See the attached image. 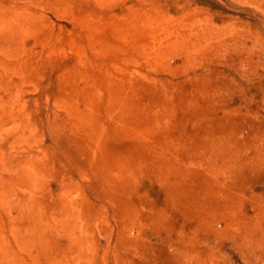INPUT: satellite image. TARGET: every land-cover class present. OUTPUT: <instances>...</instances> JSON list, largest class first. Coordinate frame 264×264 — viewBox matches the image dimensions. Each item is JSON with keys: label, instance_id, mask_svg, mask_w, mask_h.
Listing matches in <instances>:
<instances>
[{"label": "rangeland", "instance_id": "1", "mask_svg": "<svg viewBox=\"0 0 264 264\" xmlns=\"http://www.w3.org/2000/svg\"><path fill=\"white\" fill-rule=\"evenodd\" d=\"M143 4L144 8H142ZM31 5L35 6L32 7ZM138 5L140 8L137 7ZM30 7L32 10L35 9L34 12ZM145 8L147 10L144 11ZM127 10L130 17L125 15L123 17L121 14H125ZM134 10H136L135 14L138 13L137 15H141L138 11L143 10L144 14L142 13V15L145 16V19L148 18L149 22L146 20L143 28L140 24L138 27L140 29L137 27L131 29L133 26H130V18L136 16L134 13L131 14ZM21 14L22 16H20ZM21 17L23 19L27 17L26 22L21 21ZM139 17L136 16V19ZM173 17L174 19H172ZM112 18L115 20L120 18L122 21L117 20L118 23L121 21V23L127 24L126 26L123 23H120L121 25L115 24ZM0 20H5L7 24V30L0 29V129H3L0 130L3 132L0 133V139L2 138L0 140V217H2V219L0 218V255L5 250L25 264H42L43 258L36 255L37 253L35 255H33L35 252L33 254L30 251L26 253L25 248L21 252L19 250L23 249L18 235L24 222L17 219L19 213L18 196L20 197L21 193L26 198L32 195L33 200H42L45 208L49 209L51 205L53 207L62 201L64 193L65 195L70 193L68 203L76 210L77 217L79 216L75 222V227L78 230L75 228V231L74 229L65 231L60 222L59 224L54 223L53 219L42 220L44 223H41L43 226H48L50 223L51 226V229L48 227L46 230L47 237L49 235L48 238L53 240L49 247L50 253L64 254L65 252V255L68 256V252L71 250L69 258L73 260L72 256H74L73 261H76L77 264V261L79 264H264V0H101V2L100 0H0ZM92 20L96 21L91 24ZM164 21L168 22L167 26ZM104 22L106 23L102 26ZM107 22L111 24H109L111 27L106 25ZM34 23L35 26H33ZM29 24L33 27H30ZM147 25L149 26L148 30ZM153 25L154 30H158L161 34L153 35ZM169 26H171L170 29ZM13 27L16 30L20 28L17 38L11 33ZM183 27L184 31L182 32ZM126 28L129 29L126 30ZM99 30L102 31L100 34L102 37H99ZM122 30H124V35ZM172 31L174 32L172 33ZM20 32L26 34V38ZM111 32L113 35L115 32L112 38L110 37L112 34H109ZM175 32L176 35L178 33L179 39L174 35ZM138 34H140L139 37L143 36V38L139 39ZM217 34L219 38H217ZM20 35H22L21 38ZM162 35L165 37L164 40ZM214 35L216 36L213 37ZM108 39L115 41L111 42L110 40L108 45ZM143 39H145L146 43L145 41L144 43L147 46L143 44ZM136 41L141 44L136 45ZM158 41L159 43H157ZM203 42L204 44H202ZM110 43L113 46L110 47ZM123 43L124 45H119ZM114 44L116 45L114 46ZM198 44L201 46L199 49ZM174 45L176 49H173ZM156 46L161 47V49L156 51L158 50ZM136 47H140V49L137 48L139 51L136 50ZM182 47L188 51L185 52ZM107 49L110 51H106ZM119 51H121V55ZM141 53L144 55H141L142 58ZM191 53L192 55H190ZM197 53L198 56H196ZM93 54L95 55L93 56ZM119 57L123 59L121 60ZM104 58L106 59L104 60ZM181 63L183 64L181 65ZM118 65L121 67L119 68ZM113 67H116V72ZM84 73L85 75H83ZM105 73L111 74L110 79L113 76L112 85L114 84V89H124L127 92V100L124 104L125 108L123 105L124 110L123 108L121 110L120 108L109 110V108H105L104 100L94 102L92 109L96 115V124L93 127H98L101 124L103 133L101 132V137L95 138L89 134V138L87 133L92 131V126L77 127L75 119H77V113L82 111L80 108L85 110L83 105L85 100L91 94H96L97 89L95 87L102 86L104 79L102 76ZM67 75L71 76L67 78ZM87 80L89 82H86ZM63 82L64 84H62ZM109 86L112 87L111 84ZM102 87L104 88V84ZM69 91L73 105L79 107L70 110V112L68 109L62 108L60 103L61 96L68 94ZM102 91L105 92L103 89ZM24 109L25 111H23ZM71 113L75 116H72ZM99 113L100 116H98ZM134 113L137 117L133 115ZM117 115H120L121 119ZM149 119L154 122L152 123ZM125 120L126 122L123 123ZM139 121L142 123H138ZM149 123L151 124L147 125ZM113 125L116 126L113 127ZM155 126L156 128L157 126L161 127L155 130ZM230 127L231 129L234 128L232 132L237 131L234 133L235 136L229 132V130L231 131ZM142 128L144 129L142 130ZM143 131L144 133L146 131L147 136L144 135ZM140 132L141 134H139ZM225 132H228L226 137L223 135ZM135 133H138L139 137L138 134L136 137ZM20 134L26 136V139L24 138L26 141H19ZM121 134L124 135L121 136ZM132 137H134V141ZM164 137L167 138L164 139ZM136 138V142L142 140L143 143H136ZM150 138L151 140H149ZM207 138L208 140H205ZM158 141L160 145H158ZM166 141H171L170 144L172 145ZM155 142L157 145L152 146ZM174 142L177 144L174 145ZM14 145L17 146L16 150ZM147 145L156 151L158 150L157 152L154 150V152L158 153L159 156L166 155L167 151L168 153L162 157L155 153L153 154L154 159L151 154L154 152L153 150L151 152V147L148 146L147 148ZM200 146L203 148L201 149ZM163 147L168 150L163 149ZM199 147L200 149H198ZM217 147L218 149H216ZM260 147H263V151ZM243 148L246 152L245 155H243ZM200 151L201 153L204 152L203 156ZM233 153L237 156L235 157ZM175 154L176 156H174ZM230 154L232 156H229ZM213 155L217 158L214 159V162L218 166L211 168L209 165L215 158ZM28 158H32L40 170L35 175L36 183L38 182L37 186L29 195L22 192L18 184L21 179L20 166ZM128 158L131 159V162ZM200 159H203V165H201ZM217 160L220 163L219 161L217 163ZM118 161L120 162L117 163ZM134 161H136V166ZM164 163H166V167L163 166ZM154 165L156 166L155 169L153 168ZM96 166L101 167L102 171L101 169L98 170ZM115 168L119 169V172ZM151 168L153 169L151 170ZM217 168L220 169L219 172ZM224 168L226 170L221 179ZM185 169L189 170L186 171ZM211 169H216L217 174H221L218 176L219 178L217 174L215 176L216 170L212 172ZM129 170L131 172L134 170L133 175L134 172L139 173L138 176L135 175L137 178L135 176L133 178L132 174L129 177V173H131ZM206 170L208 175H206ZM86 171L88 172L86 173ZM165 171L169 175H166ZM177 171L180 176L177 175ZM108 172L110 176L107 175ZM163 172L165 173L163 174ZM212 173L215 177L211 176ZM80 176H83L82 179ZM238 177L242 181L235 182ZM131 178L135 179L134 185L133 180L130 181ZM215 178L216 181L214 182L210 180ZM101 179L105 181L101 182ZM122 179L127 181L124 182ZM208 180H210L209 183ZM221 180H223L222 183L225 184L226 188L221 183L219 185ZM104 182H106V186ZM247 182L249 183L247 184ZM111 183H113L112 186ZM212 183L216 185L215 188ZM108 185L111 187L107 188ZM246 185L247 187H245ZM4 187H8L9 196L7 198L2 196ZM205 190L206 195L209 194L208 196L203 193ZM218 190L221 192L218 193ZM210 191L212 195L209 193ZM213 194L219 196H216L215 199ZM209 196L210 198L207 199ZM217 197L222 199L219 200ZM176 198L178 202H175ZM197 198L202 199L197 200ZM83 202L84 204H82ZM187 203L191 205L189 208ZM211 203L216 204L212 206ZM229 203L231 206L233 204L238 205L233 207L232 211L230 208L229 211L227 208ZM223 204L227 209L226 215L223 211L225 210ZM195 205V208L192 207ZM219 205H222L224 209ZM203 206L207 207L203 208ZM117 208L121 213L118 212ZM205 208L210 210L207 211L208 209ZM217 208H220L218 213ZM219 211L225 216H219V214L221 215ZM229 214L230 216L226 217ZM134 215H137L138 218ZM208 215L209 217H207ZM225 224H227L226 228ZM121 225L124 227L123 230ZM79 229H85L84 233L86 230L88 231L86 236H83V244L84 242L86 244L84 246L81 244L83 251L87 254L86 260L83 251L80 253L77 250L79 244L73 246L72 243L78 237V233L82 236V231ZM90 231L91 236L89 237L91 239L89 237L87 239ZM16 236L17 238L13 239ZM59 239L62 240L63 245ZM68 240L69 242H67ZM54 241H56L55 245ZM70 242L71 246L67 247ZM88 242L93 244L89 246ZM61 246L62 251H60ZM66 247L69 249L68 252H66L67 249L64 250ZM24 254L30 258H26ZM87 258L89 259L88 262ZM29 259H33V261L31 260L30 263Z\"/></svg>", "mask_w": 264, "mask_h": 264}, {"label": "bare ground", "instance_id": "2", "mask_svg": "<svg viewBox=\"0 0 264 264\" xmlns=\"http://www.w3.org/2000/svg\"><path fill=\"white\" fill-rule=\"evenodd\" d=\"M36 1V0H35ZM103 1V0H102ZM11 2V1H10ZM100 2H101V0H100ZM106 2V1H105ZM31 3V2H30ZM96 3H97V1H96ZM95 4V3H94ZM104 4V3H103ZM27 5V4H26ZM107 5V4H106ZM141 5V4H140ZM32 6V5H31ZM35 6V5H34ZM34 6H32V7H34ZM102 6V5H101ZM149 6H150V4H149ZM103 7V6H102ZM137 7H139V5L137 6ZM104 8V7H103ZM140 8V7H139ZM142 8H144V4H143V7ZM141 8V9H142ZM14 9V8H13ZM18 9V8H17ZM24 9V8H23ZM30 9L32 10V8L30 7ZM35 10V9H34ZM34 10H32L33 12H34ZM145 10H147L146 8L144 9V11ZM149 10V9H148ZM14 11H15V9H14ZM14 11H12V12H14ZM144 11L143 10H139L138 12L139 13H141V15H137V14H135V12H136V10H134V12H131V14L132 13H134L136 16H137V18L140 16L141 17V19H140V17H139V19H136V16H135V18H133V17H131L132 19H133V21H132V19L130 18V26L132 25L133 27H131V29L132 28H135V27H139L140 26V24H142V28L144 27V25H145V23H146V20L148 19H145V16H143L142 15V13L144 14ZM7 12H8V10H7ZM16 12V11H15ZM95 12H96V10H95ZM126 12H128V10L126 11ZM125 12V14L123 13V14H121L122 16L123 15H125V16H129V12L128 13H126ZM150 13H151V11H149ZM161 12V11H160ZM168 12V11H167ZM17 13V12H16ZM22 13V12H21ZM28 13V12H27ZM37 13V12H36ZM158 13H159V10H158ZM158 13L156 12V14L158 15ZM127 14V15H126ZM130 14V15H131ZM148 14V13H147ZM152 14V13H151ZM14 15V14H13ZM95 15V14H94ZM175 15V14H174ZM181 15V14H180ZM179 15V16H180ZM20 16H22V14L20 15ZM24 16H25V13H24ZM26 16H28V15H26ZM182 16H183V14H182ZM18 17V16H17ZM29 17V16H28ZM38 17V16H37ZM36 17V18H37ZM94 17V16H93ZM121 17V16H120ZM124 17V16H123ZM123 17H121V18H123ZM130 17V16H129ZM165 17V16H164ZM172 17V16H171ZM175 17H176V15H175ZM27 17H24V19H23V17H21V21H25V19H26ZM32 18V17H31ZM95 18V17H94ZM159 19H161L160 17H158ZM196 18V17H195ZM20 19V18H19ZM29 19V18H28ZM99 19V18H98ZM110 19V18H109ZM113 20V22L116 24V23H118L117 22V20H121L122 21V19H114V18H112ZM156 19V18H155ZM167 19H170V18H167ZM172 19H174V17L172 18ZM171 19V20H172ZM183 19V18H182ZM32 20V19H31ZM111 20V19H110ZM170 20V21H171ZM3 21V22H2ZM32 21H34V20H32ZM93 21V20H92ZM96 21V20H95ZM95 21H93L91 24H93ZM121 21H119L120 23H121ZM125 21V20H124ZM162 21H163V19H162ZM169 21V23H171ZM197 21V20H196ZM195 21V22H196ZM26 22V21H25ZM29 22H30V20H29ZM28 22V23H29ZM98 22V21H97ZM96 22V23H97ZM147 22H149L148 20H147ZM165 22V21H164ZM188 22L190 23V19L188 18ZM9 23V22H8ZM31 23H33V22H31ZM37 23V22H36ZM95 23V24H96ZM105 23L106 22H104L103 23V25L102 26H104L105 25ZM120 23H118V25L120 24ZM123 24H125V22H122ZM121 23V24H122ZM155 23V22H154ZM153 23V24H154ZM166 23V22H165ZM188 23V24H189ZM13 24H14V22H13ZM26 24V23H25ZM94 24V25H95ZM110 23L109 22H107V24L106 25H109ZM120 24V25H121ZM127 24V23H126ZM126 24H125V26H126ZM167 24H168V22L166 23V26H167ZM187 24V23H186ZM201 24V23H200ZM6 21L5 20H0V29L1 30H7L6 29ZM15 25V24H14ZM27 25V24H26ZM25 25V26H26ZM30 25V24H29ZM33 25V24H32ZM40 25V24H39ZM97 25V24H96ZM111 25V24H110ZM109 25V26H110ZM129 25V24H128ZM155 25V24H154ZM154 25L152 26V29H153V31H154V36H156L155 34L156 33H159V31L158 30H154ZM11 26V25H10ZM9 26V27H10ZM33 26H35V23H34V25ZM33 26H31L30 25V27H33ZM42 26V25H41ZM124 26V25H123ZM124 26V27H125ZM162 26H163V24H162ZM166 26H165V29L167 30V28H166ZM193 26V25H192ZM20 27V26H19ZM28 27V26H27ZM29 27V28H30ZM40 27V26H39ZM96 27V26H95ZM108 27V26H107ZM111 27V26H110ZM148 25H147V30H148ZM156 27V26H155ZM158 27H160L159 25H158ZM170 27L171 26H169V29H170ZM21 28V27H20ZM20 28L19 29H15V27H13L12 29H11V33L13 34V36L14 37H19L18 35H19V30H20ZM130 28V27H129ZM128 28V29H129ZM25 29V28H24ZM23 29V30H24ZM40 29V28H39ZM95 29H97V28H95ZM111 29V28H110ZM127 28H126V30H128ZM136 29V28H135ZM138 29H140V28H138ZM172 29H173V24H172ZM25 30H27V29H25ZM113 30V29H112ZM125 30V31H126ZM205 31H206V29H204ZM9 31V30H8ZM121 31V30H120ZM120 31H119V33H120ZM129 31H131L132 32V30H129ZM134 31V30H133ZM145 31H146V29H145ZM145 31H143V32H145ZM161 31H163V30H161ZM184 31V27H183V30H182V32ZM202 31V30H201ZM10 32V31H9ZM23 32V31H22ZM22 32H20V33H22ZM35 32V31H34ZM98 32H100V33H98ZM98 32H96V33H98L99 34V37L101 36L100 34H101V30H99ZM115 32H116V30H115ZM115 32H114V35H115ZM122 32H123V35H124V30H122ZM121 32V33H122ZM136 32V31H135ZM164 32V31H163ZM174 31H172V33H173ZM32 34H33V32H31ZM148 33V32H147ZM151 33H152V31L150 32V35H151ZM169 33H171L170 31H169ZM168 33V34H169ZM211 33V32H210ZM23 34V33H22ZM94 34V33H93ZM104 34V33H103ZM108 34V33H107ZM109 34H112V32L111 33H109ZM109 34H108V37H109ZM137 34V33H136ZM141 34V33H140ZM140 34H138V38L139 39H141V38H143V36L141 37H139V35ZM159 34H161V33H159ZM203 34V33H202ZM214 34V33H213ZM40 35V34H39ZM95 35V34H94ZM113 34L110 36L111 38L114 36ZM116 35H117V33H116ZM174 35H176V32H175V34ZM177 35H178V33H177ZM176 35V36H177ZM218 35V34H217ZM21 36L22 35H20V38H21ZM25 36V38H26V34H23V37ZM38 36V35H37ZM105 36L107 37V35L105 34ZM148 36H149V34H148ZM153 36V37H154ZM158 36V35H157ZM163 36V35H162ZM161 36V37H162ZM169 36V38L171 37L170 36V34L168 35ZM193 36V35H192ZM216 35H214L213 37H215ZM231 36V35H230ZM102 37V36H101ZM105 37V38H106ZM107 37V38H108ZM124 37V36H123ZM136 37V36H135ZM152 37V36H151ZM151 37H149L150 38V40H151ZM213 37H212V39H213ZM4 38V37H3ZM85 38V37H84ZM122 38V37H121ZM133 38V37H132ZM137 38V37H136ZM148 38V37H147ZM146 38V39H147ZM164 36H163V40H164ZM175 38V37H174ZM217 38H219V35L217 36ZM19 39V38H18ZM93 39V38H92ZM92 39H91V42H92ZM115 39V38H114ZM113 39V41H115ZM126 39V38H125ZM138 39V40H139ZM156 39H158V38H156ZM155 39V40H156ZM168 39V38H167ZM177 39H179V37L177 36ZM19 40H21V39H19ZM23 40V39H22ZM111 40V39H110ZM109 39H108V45H109V41H110ZM133 40H134V38H133ZM137 40V39H136ZM154 40V39H153ZM160 40V39H159ZM175 40V39H174ZM17 41V40H16ZM97 41V40H96ZM112 40H111V42H113ZM135 41V40H134ZM144 41H145V39H143V44L144 45H146L145 43H146V41H145V43H144ZM161 41H162V39H161ZM160 41V42H161ZM214 41V40H213ZM119 42V41H118ZM124 42V41H123ZM131 42V41H130ZM137 42V43H136ZM135 43H136V45L137 44H141L140 42L138 43V41H136ZM142 42V41H141ZM148 42H149V40H148ZM165 42V41H164ZM169 42V41H168ZM205 42V41H204ZM204 42L202 43V44H204ZM17 43H18V41H17ZM89 43V42H88ZM96 43V42H95ZM115 43V42H114ZM132 43V42H131ZM134 43V42H133ZM157 43H159V41L157 42ZM167 43V42H166ZM173 43V42H172ZM189 43V42H188ZM26 44H27V40H26ZM153 44V43H152ZM151 44V45H152ZM167 44H169V43H167ZM22 45V44H21ZM116 44H114V46H115ZM119 45H124V43L123 44H119ZM151 45H149L150 47H153V46H151ZM171 45V44H170ZM95 47H96V45H94ZM111 46H113V44L111 45V43H110V47ZM134 46V45H133ZM147 46V45H146ZM158 46V45H157ZM156 46V47H157ZM181 46H183V45H181ZM95 47H93V48H95ZM117 47V46H116ZM131 47H132V45H131ZM141 47V46H140ZM140 47H136V50H137V48H139L140 49ZM143 47V46H142ZM184 47V46H183ZM182 47V48H183ZM199 47H201L200 46V44H198V49H199ZM20 48V47H19ZM23 48V47H22ZM118 48H121V46L119 47L118 46ZM143 48H147V47H143ZM159 48L161 49V47H157V49L158 50H156V51H159ZM187 48H190V47H187ZM13 49V48H12ZM90 49V48H89ZM91 49H92V47H91ZM98 49V48H97ZM103 49V48H102ZM106 49V48H105ZM124 49V48H123ZM155 49V48H154ZM173 49H176L175 48V45H174V48ZM183 49H185V48H183ZM115 50V49H114ZM178 50V49H177ZM186 50L187 49H185V52H186ZM99 51V50H98ZM105 51V50H104ZM106 51H110V50H106ZM105 51V52H106ZM130 51V50H129ZM128 51V52H129ZM137 51H139V50H137ZM143 51V50H142ZM146 51H148L147 49H146ZM145 51V52H146ZM153 51V50H152ZM181 51V50H180ZM188 51V50H187ZM103 52V51H102ZM120 52V55H121V51H119ZM140 52H141V50H140ZM155 52V51H154ZM191 52V51H190ZM189 52V53H190ZM93 53H94V51H93ZM123 53V52H122ZM125 53V52H124ZM157 53V52H156ZM134 54V53H133ZM146 54V53H145ZM193 54H194V52H193ZM12 55V54H11ZM95 54H93V56H94ZM110 55V54H109ZM119 55V54H118ZM119 55V56H120ZM139 55V54H138ZM137 55V56H138ZM141 55H143L142 53L140 54V56ZM150 55V54H149ZM190 55H192V53L190 54ZM21 56V55H20ZM39 56V55H38ZM81 56V55H80ZM130 56V55H129ZM144 56V55H143ZM143 56H141V58L143 57ZM196 56H198V53H197V55ZM82 57V56H81ZM81 57H80V59H81ZM83 57H85V56H83ZM102 57H103V54H102ZM121 57V56H120ZM119 57V58H120ZM161 57V56H160ZM178 57V56H177ZM176 57V58H177ZM181 57V56H180ZM134 58H135V55H134ZM152 58H153V56H152ZM157 58V57H156ZM183 58V57H182ZM93 59H94V57H93ZM106 58H104V60H105ZM113 59H115V58H113ZM121 59V58H120ZM119 59V60H120ZM123 59V58H122ZM121 59V60H122ZM131 58L129 57V60H130ZM158 59V58H157ZM156 59V60H157ZM178 59V58H177ZM37 60V59H36ZM103 60V59H102ZM101 60V61H102ZM120 60V61H121ZM139 60V59H138ZM160 60H163V59H160ZM25 61V60H24ZM35 61V60H34ZM97 61H99V60H97ZM108 61V60H107ZM125 61V60H124ZM146 61H148V60H146ZM22 62V61H21ZM71 62V61H70ZM110 62V61H109ZM127 62V61H126ZM145 62V61H144ZM157 62H158V60H157ZM19 63H20V61H19ZM98 63V62H97ZM96 63V65L98 66V64ZM102 63V62H101ZM112 63H114V62H112ZM33 64V63H32ZM91 64H92V62H91ZM90 64V65H91ZM161 64V63H160ZM183 63H181V65H182ZM94 65V64H93ZM105 65V64H104ZM103 65V66H104ZM107 65V64H106ZM105 65V66H106ZM114 65V64H113ZM115 65H116V63H115ZM122 65V67H123V64H121ZM121 65L119 66L118 65V67L120 68L121 67ZM127 65H128V63H127ZM163 65V64H162ZM33 66H35V65H33ZM148 66H149V63H148ZM35 67H38V66H35ZM42 67V66H41ZM71 67V66H70ZM77 67V66H76ZM88 67V66H87ZM100 67V66H99ZM117 67V66H116ZM115 67V68H116ZM126 67V66H125ZM79 69H80V67H78ZM91 68V67H90ZM95 68V67H94ZM103 68V67H102ZM107 68V67H106ZM105 68V69H106ZM112 68V67H111ZM110 68V70H113L114 69V71L116 72V69L113 67V69H111ZM119 68H117L118 70H120ZM39 69V68H38ZM37 69V70H38ZM89 69V68H88ZM84 70V69H83ZM103 70V69H102ZM9 71V70H8ZM88 71V70H87ZM99 71V70H98ZM66 72V71H65ZM108 72V71H107ZM112 72V71H111ZM115 72H114V76H115ZM118 72V71H117ZM11 73V72H10ZM38 73V72H37ZM39 73H40V70H39ZM79 73V72H78ZM110 73V72H109ZM109 73H105L104 74V76H102L104 79H103V84H104V88L102 87L103 86V84H102V86L100 87L99 85H98V87H95L97 90L95 91L96 92V94H91L89 97H88V99H86L85 100V102L83 103V105H84V108H85V110H83V108H80V109H82V111H79V109H77L78 111H79V113H77V119H75V123H76V126L77 127H81V126H86L87 125V127L88 126H92L91 127V129H92V131H89L87 134H88V136L87 137H89V134H91V136H93L94 138L95 137H101V132H102V130H101V127H102V125L100 124L98 127H93V125H95L96 124V115H95V113H94V111H93V104H95L94 102H98V101H101V100H104V104H105V108H109V110H112V109H114V108H120V110H121V108H123V105L126 103V100H127V92L124 90V89H119V90H116V89H114L113 88V86H114V84L112 85V83H113V81H112V78H113V76H112V78L110 79V75H109ZM73 74V73H72ZM101 74V73H100ZM9 75V74H8ZM83 75H85V73L83 74ZM14 76V75H13ZM39 76H41V75H39ZM61 76V75H60ZM69 76H71V75H67V78H69ZM77 76V75H76ZM119 76V75H118ZM16 77V76H15ZM87 77H89V76H87ZM101 77V76H100ZM14 78V77H13ZM66 78V79H67ZM83 78V77H82ZM85 78H86V76H85ZM3 79V78H2ZM71 79V78H70ZM94 79L95 80H97V78H95L94 77ZM58 80H59V78H58ZM65 80V79H64ZM8 81V80H7ZM61 81V80H60ZM68 81V80H67ZM81 81V80H80ZM79 81V82H80ZM91 81V80H90ZM98 81H99V79H98ZM112 81V82H111ZM86 82H89L88 80L86 81ZM117 82V81H116ZM122 82V81H121ZM128 82H130L129 80H128ZM133 82V81H132ZM78 83V82H77ZM102 83V82H101ZM123 83V82H122ZM62 84H64V82L62 83ZM81 84H82V82H81ZM97 84H99L98 82H97ZM111 84V86L112 87H110L109 85ZM86 85V84H85ZM92 85H93V83H92ZM95 86V85H94ZM93 86V87H94ZM4 87V86H3ZM73 87V86H72ZM81 87H82V85H81ZM93 87H92V89H93ZM108 87V88H107ZM120 87H121V83H120ZM80 88V87H79ZM78 88V89H79ZM82 89V88H81ZM102 89L105 91V92H103L102 91ZM69 90V89H68ZM86 90H87V88H86ZM60 91V90H59ZM58 91V92H59ZM64 91H65V89H64ZM64 91H63V93H64ZM75 91H76V89H75ZM74 91V92H75ZM130 91V90H129ZM172 91V90H171ZM61 92V91H60ZM77 92V91H76ZM84 93V92H83ZM69 94H71L70 93V91H69V93L68 94H66V95H64V96H61V99H60V103L62 104V108L64 107V108H66V109H68L69 111L68 112H70V110H73V109H75V108H79V107H77L76 105V107L73 105V103H72V96L71 95H69ZM86 94V93H85ZM57 95H58V93H57ZM165 98V97H164ZM172 98V97H171ZM169 99V98H168ZM1 100V99H0ZM29 100V99H28ZM31 100V99H30ZM135 100H136V98H135ZM171 100V99H170ZM78 102V101H77ZM47 103V102H46ZM59 102H58V104H60ZM36 104V103H35ZM51 104V103H50ZM102 104V103H101ZM79 105V104H78ZM130 106V105H129ZM146 106V105H145ZM23 107H24V105H23ZM57 107H58V105H57ZM83 107V106H82ZM94 107H95V105H94ZM154 107V106H153ZM44 108V107H43ZM124 108H125V105H124ZM124 108H123V110H124ZM171 108V107H170ZM145 109V108H144ZM42 110V109H41ZM45 110V109H44ZM76 110V111H77ZM118 110V109H117ZM156 110V109H155ZM20 111H21V109H20ZM23 111H25V109L23 110ZM66 111V110H65ZM104 111V110H103ZM170 111H172V110H170ZM62 112H64V110L62 109ZM104 112H106V111H104ZM126 112H127V107H126ZM138 112H140V111H138ZM154 112V111H153ZM165 112V111H164ZM30 113V112H29ZM75 113V112H74ZM110 113V112H109ZM118 113V112H117ZM120 113V112H119ZM136 113V112H135ZM133 114V115H135L136 116V114ZM43 114V113H42ZM67 114V113H66ZM72 114V113H71ZM71 114H69L70 115V117H71ZM105 114H107V113H105ZM104 114V115H105ZM121 114V113H120ZM145 114V113H144ZM68 115V114H67ZM75 116V114H72V116ZM155 115V114H154ZM172 115V114H171ZM98 116H100V113H99V115ZM102 116H103V114H102ZM118 117L120 116V115H117ZM125 116V115H124ZM145 116V115H144ZM169 116V115H168ZM75 117V118H76ZM137 117V116H136ZM146 117H148V116H146ZM155 117V116H154ZM157 117V116H156ZM160 117H162V116H160ZM164 117V116H163ZM35 118V117H34ZM123 118V117H122ZM152 118V117H151ZM98 119V118H97ZM119 119H121V117H119ZM128 119H129V117H128ZM12 120V119H11ZM144 120V119H143ZM150 120V119H149ZM168 120V119H167ZM115 121V120H114ZM151 121V120H150ZM10 122H12V121H10ZM35 122V121H34ZM126 122V120L123 122V123H125ZM134 122H135V120H134ZM141 121H139L138 123H140ZM152 123L154 122V121H151ZM156 122V121H155ZM167 122V121H166ZM15 123H16V121H15ZM129 123H130V121H129ZM142 123V122H141ZM148 123V122H147ZM205 123V122H204ZM4 124V123H3ZM31 124H33V123H31ZM31 124H30V126H31ZM114 124H115V122H114ZM116 124H118V123H116ZM128 124V123H127ZM136 124V123H135ZM151 123H149V124H147V125H150ZM169 124H171V123H169ZM13 125V124H12ZM17 125V124H16ZM37 125V124H36ZM98 125V124H97ZM134 125V124H133ZM145 125H146V121H145ZM165 125H166V123H165ZM15 126V125H14ZM22 126V125H21ZM101 126V127H100ZM116 126V125H115ZM114 125H113V127H115ZM124 126H126V125H124ZM153 125H151V127H152ZM176 126V125H175ZM236 126V125H235ZM154 127V126H153ZM161 126H157V128H160ZM170 127V126H169ZM174 127V126H173ZM22 128V127H21ZM118 128H119V126H118ZM134 128V127H133ZM156 128V126H155V130L157 129ZM168 128V127H167ZM6 129V128H5ZM30 129V128H29ZM122 129V128H121ZM136 129H137V127H136ZM136 129H134V130H136ZM144 128H142V130H143ZM145 129H146V131H147V128H146V126H145ZM151 129V128H150ZM173 129V128H172ZM181 129H182V127H181ZM209 129H210V127H209ZM230 129H231V127H230ZM234 128H232L231 129V131L229 130V132L232 134H234V133H236V132H232V130H233ZM236 129V128H235ZM1 131L3 130V129H0ZM34 130V129H33ZM94 130V131H93ZM116 130V129H115ZM120 130V129H119ZM122 130H124V129H122ZM132 130V129H131ZM139 130V129H138ZM137 130V131H138ZM141 130V129H140ZM142 130H141V132H142ZM149 130V129H148ZM152 130V129H151ZM176 130V129H175ZM207 130V129H206ZM18 131H19V129H18ZM34 131H36V130H34ZM33 131V132H34ZM83 132H84V130H82ZM118 131V130H117ZM127 131V130H126ZM146 131H145V133H146ZM162 131V130H161ZM166 131V130H165ZM168 131H169V129H168ZM174 131V130H173ZM204 131V130H203ZM208 131V130H207ZM7 132H9V131H7ZM6 132V133H7ZM115 132V131H114ZM128 132V131H127ZM132 132H133V130H132ZM141 132L139 133V134H141ZM150 132V131H149ZM148 132V133H149ZM157 132V131H156ZM164 132V131H163ZM176 132V131H175ZM205 132V131H204ZM211 132H213L212 130H211ZM0 133H3V132H0ZM5 133V132H4ZM31 133V132H30ZM103 133V132H102ZM143 133H144V131H143ZM144 133V135H146L147 136V134H145ZM161 133V132H160ZM184 133V132H183ZM226 133H228V132H225V134L223 133V135L225 136H228ZM257 133V132H256ZM24 134V133H23ZM23 134H20L19 135V141H21V140H25L26 138V136L25 135H23ZM128 134H130V133H128ZM136 134V133H135ZM138 134V133H137ZM137 134H136V137H137ZM139 134H138V137H139ZM149 134H151V133H149ZM162 134V133H161ZM170 134V133H169ZM179 134H180V132H179ZM204 134H206V133H204ZM218 134V133H217ZM222 134V133H221ZM27 135H29V134H27ZM117 134H115V136H116ZM124 135V134H123ZM122 134H121V136H123ZM134 135V134H133ZM151 135H153V134H151ZM155 135H156V133H155ZM207 135V134H206ZM219 135V134H218ZM251 135H253V134H251ZM118 136V135H117ZM148 136H150V135H148ZM182 136V135H181ZM202 136V135H201ZM225 136V137H226ZM233 136V135H232ZM234 136H235V134H234ZM233 136V137H234ZM239 136V135H238ZM262 136V135H261ZM37 137V136H36ZM134 137H135V135H134ZM134 137H132V140L134 141ZM143 137H145V136H143ZM143 137H142V140H143ZM151 137V136H150ZM154 137V136H153ZM204 137V136H203ZM203 137H200V138H203ZM218 137V136H217ZM230 137V136H229ZM264 137V136H263ZM12 138V137H11ZM25 138V139H24ZM39 138V137H38ZM90 138V137H89ZM93 138V139H94ZM118 138H119V136H118ZM160 138H162V137H160ZM167 137H164V139H166ZM206 138V137H205ZM216 138V137H215ZM223 138V137H222ZM231 138V137H230ZM242 138V137H241ZM2 139V138H1ZM0 139V140H1ZM33 139V138H32ZM96 139H98V138H96ZM163 139V140H164ZM192 139V138H191ZM4 140V139H3ZM17 140V139H16ZM100 140V139H99ZM102 140V139H101ZM136 140H137V138L135 139V142H136ZM138 140H140V139H138ZM142 140H140L139 142H136V143H140V142H142ZM149 140H151V138L149 139ZM159 140V139H158ZM169 140V139H168ZM205 140H208V138L207 139H205ZM218 140H220V139H218ZM225 140V139H224ZM228 140V139H227ZM231 140V139H230ZM249 140V139H248ZM26 141V140H25ZM87 141V140H86ZM144 141V140H143ZM147 141V140H146ZM162 141V140H161ZM203 141V140H202ZM213 141V140H212ZM240 141V140H239ZM261 141H262V139H261ZM22 142V141H21ZM24 142V141H23ZM91 142V141H90ZM98 142V141H97ZM149 142H152V141H149ZM154 142V141H153ZM163 142V141H162ZM166 142H169V141H166ZM223 142V141H222ZM231 142V141H230ZM263 142H264V140H263ZM262 142V143H263ZM16 143V142H15ZM28 143V142H27ZM143 143V142H142ZM145 144L147 143V142H144ZM158 143V145H160V143H159V141L157 142ZM171 143V141L169 142V144ZM175 143L176 142H174V145H175ZM179 143V142H178ZM194 143H196V142H194ZM199 143V142H198ZM210 143H211V141H210ZM227 143H229V142H227ZM226 143V144H227ZM240 143V142H239ZM22 144V143H21ZM156 144V142L152 145V143H151V145L152 146H154ZM164 145H165V143H163ZM177 144V143H176ZM209 144V143H208ZM261 144V143H260ZM23 145H25V144H23ZM27 145V144H26ZM25 145V146H26ZM150 145V144H149ZM149 145H147V148H148V146ZM157 145V144H156ZM170 145H172V144H170ZM203 145H205V144H203ZM253 145V144H252ZM138 146V145H137ZM143 146H144V144H143ZM166 147H167V145H165ZM232 146V145H231ZM261 146V145H260ZM17 147V146H16ZM15 147V145H14V149L16 148ZM151 146H149V148H150ZM160 147V146H159ZM169 147V146H168ZM182 147V146H181ZM201 147V149L203 148L202 146H200ZM200 147L198 148V149H200ZM222 147H224V145H222ZM244 147V146H243ZM264 147V146H263ZM262 147V148H263ZM49 148V147H48ZM100 148V147H99ZM145 148V147H144ZM155 148H157L156 146H155ZM165 147H163V149H164ZM197 148V147H196ZM205 148H207L206 146H205ZM261 147H260V149H262ZM133 149H134V147H133ZM146 149V148H145ZM165 149H167V148H165ZM172 149V148H171ZM183 149V148H182ZM216 149H218V147L216 148ZM16 150V149H15ZM22 150V149H21ZM67 150V149H66ZM144 150V149H143ZM147 150V149H146ZM152 150H153V152H154V150L156 151V149H152V147H151V149H150V151L152 152ZM161 150V149H160ZM159 150V151H160ZM168 150V149H167ZM174 150V149H173ZM235 150V149H234ZM9 151H11L10 149H9ZM13 151V150H12ZM33 151V150H32ZM131 151H132V148H131ZM149 150H148V152H150ZM158 151V150H157ZM156 151V152H157ZM188 151V150H187ZM209 151V150H208ZM241 151V150H240ZM261 151H263V149L261 150ZM120 152V151H119ZM135 152V151H134ZM143 152V151H142ZM147 152V153H148ZM150 152V153H151ZM156 152H154V153H151L152 154V156H153V158L155 157L153 154H155ZM203 152V151H202ZM225 152V151H224ZM223 152V153H224ZM102 153L104 154V151H102ZM128 153V152H127ZM132 153V152H131ZM144 153V152H143ZM142 153V154H143ZM163 153H166V152H164L163 151ZM167 153H168V151H167ZM167 153H166V155H167ZM173 152H172V150H171V154H172ZM175 153V152H174ZM200 153H201V151H200ZM204 153V152H203ZM203 153H201L202 154V156H203ZM208 153V152H207ZM236 153V152H235ZM15 154H17V153H15ZM85 154V153H84ZM114 154V153H113ZM118 154V153H117ZM120 154V153H119ZM159 154H160V152H159ZM194 154V153H193ZM206 154V153H205ZM216 154H217V152H216ZM218 154H219V151H218ZM221 154V153H220ZM246 154V152H244V148H243V155H245ZM25 155H26V152H25ZM92 155V154H91ZM126 155V154H125ZM134 155V154H133ZM132 155V156H133ZM147 155V154H146ZM156 155H158V153H156ZM164 154H162V156H163ZM166 155H164V156H166ZM197 155H198V152H197ZM233 155H234V153H233ZM44 156H45V154H44ZM98 156V155H97ZM106 156V155H105ZM122 156V155H121ZM120 156V157H121ZM130 156V155H129ZM140 156V155H139ZM159 156V155H158ZM161 156V155H160ZM159 156V157H160ZM161 156V157H162ZM174 156H176V154L174 155ZM214 156V155H213ZM229 156H232L231 154L229 155ZM235 157L237 156V155H234ZM93 157V156H92ZM118 157V156H117ZM123 157V156H122ZM169 157V156H168ZM171 157V156H170ZM207 157V156H206ZM210 157H211V154H210ZM215 157V156H214ZM222 157V156H221ZM220 157V158H221ZM246 157V156H245ZM253 157V156H252ZM8 158H10V157H8ZM12 158V157H11ZM10 158V159H11ZM100 158V157H99ZM153 158H151L152 159V161H153ZM157 158V157H156ZM188 158V157H187ZM199 158V157H198ZM218 158H219V156H218ZM225 158V157H224ZM234 158V157H233ZM251 158V157H250ZM249 158V159H250ZM262 158V157H261ZM57 159H58V156H57ZM118 159V158H117ZM116 159V160H117ZM129 159V158H128ZM134 159V158H133ZM133 159H132V161H133ZM135 159H136V157H135ZM139 159V158H138ZM155 159V158H154ZM161 159V158H160ZM163 159V161H164V158H162ZM214 159L216 160L217 158L215 157V158H213V162L212 161H210V162H212V164L211 165H209L211 168H213V166L215 167L216 166V162H214ZM236 159V158H235ZM246 159H247V157H246ZM16 160H17V158H16ZM19 160V159H18ZM69 160V159H68ZM95 160V159H94ZM93 160V161H94ZM100 160V159H99ZM105 160V159H104ZM130 160V162H131V159H129ZM149 160V159H148ZM167 160V159H166ZM172 160V159H171ZM186 160H188V159H186ZM201 160V159H200ZM200 160H199V162H200ZM203 160V159H202ZM201 160V161H202ZM13 161V160H12ZM71 161V160H70ZM101 161H103V160H101ZM113 161V159L111 160V162ZM138 161H140V160H138ZM142 161H143V159H142ZM158 161V160H157ZM161 161V160H160ZM169 161V160H168ZM167 161V162H168ZM173 161V160H172ZM175 161H176V157H175ZM205 161V160H204ZM218 161L219 160H217V163H218ZM230 161H231V158H230ZM245 161V160H244ZM255 161L257 162V160L255 159ZM69 162V161H68ZM72 162V161H71ZM120 161H118L117 163H119ZM130 162H128V163H130ZM135 162V166H136V161H134ZM141 162V161H140ZM177 162V161H176ZM175 162V163H176ZM209 162V161H208ZM70 163V162H69ZM95 164H96V162H94ZM160 163V162H159ZM158 163V164H159ZM169 163V162H168ZM219 163H220V161H219ZM258 163H260V162H258ZM262 163V162H261ZM100 164V163H99ZM103 164V163H102ZM115 164V163H114ZM123 164H124V161H123ZM125 164H126V162H125ZM132 164V163H131ZM151 164V163H150ZM154 164H156L155 162H154ZM157 164V165H158ZM166 163H164V167H166V165H165ZM176 164H178V163H176ZM185 164V163H184ZM194 164H196L195 162H194ZM209 164V163H208ZM263 164H264V162H263ZM97 165V164H96ZM110 165V164H109ZM109 165H108V167H109ZM118 165V164H117ZM168 165V164H167ZM187 165H190L189 163H187ZM201 165H203V161H202V163H201ZM207 165V164H206ZM223 165V164H222ZM249 165V164H248ZM247 165V166H248ZM253 165V164H252ZM15 166H17V165H15ZM20 166V165H19ZM72 166V165H71ZM116 166V165H115ZM124 166V165H123ZM134 166V167H135ZM143 166V165H142ZM141 166V167H142ZM197 166V165H196ZM218 166V165H217ZM216 166V167H217ZM242 166V165H241ZM254 166V165H253ZM96 167H98V166H96ZM95 167V168H96ZM104 166L102 165V168H103ZM117 167H119V166H117ZM127 167V166H126ZM156 168V166L154 165L153 166V168ZM158 167V166H157ZM170 167V166H169ZM187 167H189V166H187ZM192 167H194V166H192ZM201 167V166H200ZM210 167H208V168H210ZM238 167V166H237ZM251 167V166H250ZM260 167V166H259ZM102 168L100 167H98V170L99 169H101V171H102ZM113 168V167H112ZM120 168V167H119ZM123 168V167H122ZM128 168V167H127ZM153 168H151V170L153 169ZM154 168V169H155ZM175 168V167H174ZM179 168H180V166H179ZM196 168V167H195ZM195 168H194V171H195ZM204 168H206V166H204ZM230 168V167H229ZM249 168V167H248ZM247 168V169H248ZM264 168V167H263ZM63 169V168H62ZM116 169V168H115ZM130 169V168H129ZM169 169H171V168H169ZM176 169H177V166H176ZM176 169H175V171H174V174H175V172H176ZM197 169V168H196ZM198 169H199V165H198ZM201 169H202V167H201ZM207 169V168H206ZM235 169V168H234ZM90 170V169H89ZM119 169H116V171H118ZM166 170V169H165ZM168 170V169H167ZM180 170V169H179ZM184 170V169H183ZM186 170V169H185ZM189 169H187L186 171H188ZM191 170H192V168H191ZM190 170V171H191ZM209 170V169H208ZM212 170V169H211ZM211 170H210V172H211ZM215 170L216 169H214V170H212V172L214 171L215 172ZM217 170H218V168H217ZM217 170H216V173H215V176H216V174H217ZM226 169L224 168V170H223V174L221 175V174H217V177L219 176V175H221V179L223 178L222 176L224 175V171H225ZM255 170V169H254ZM259 170H261V169H259ZM264 170V169H263ZM105 171V170H104ZM113 171H114V169H113ZM115 171V172H116ZM126 171V170H125ZM134 171V170H133ZM133 171L131 172L130 170H129V172H131V173H129L128 175H129V177L131 176V174L133 175ZM154 171V170H153ZM157 171V170H156ZM160 171V170H159ZM158 171V172H159ZM181 172H182V170H180ZM203 171V170H202ZM207 171V170H206ZM220 171V169L218 170V172ZM222 171V170H221ZM244 171V170H243ZM38 172H40V170H39V166H37V163L32 159V158H28V159H26L23 163H22V165L20 166V177H21V181L19 180V187H20V189L22 190V192H25L26 194H30L31 192H33L34 190H35V188H36V184L38 183H36V178H35V175H36V173H38ZM88 171H86V173H87ZM98 172V171H97ZM106 172V171H105ZM119 172V171H118ZM123 172V171H122ZM121 172V173H122ZM166 172V171H165ZM165 172H163V174L165 173ZM253 172H255V171H253ZM256 172H259V171H257L256 170ZM261 172H263L262 170H261ZM90 173V172H89ZM112 173V172H111ZM110 173V174H111ZM117 173V172H116ZM126 173V172H125ZM167 173V172H166ZM172 173H173V171H172ZM171 173V174H172ZM183 173V172H182ZM182 173H181V176H182ZM222 173V172H221ZM233 173V172H232ZM84 174H85V172H84ZM95 174H96V172H95ZM104 174H106V173H104ZM123 174V173H122ZM127 174V173H126ZM126 174H124V175H126ZM139 174V173H138ZM138 174L137 173H135L134 172V175H133V178H134V176L135 175H137L138 176ZM159 174V173H158ZM161 174V173H160ZM179 173H178V171H177V175H178ZM234 174V173H233ZM254 175H258V174H255V173H253ZM252 174V175H253ZM263 174V173H262ZM73 175V174H72ZM80 175H82V174H80ZM108 176H110L109 175V172H108V174H107ZM106 175V176H107ZM123 175V176H124ZM128 175H126V176H128ZM166 175H169L168 173L166 174ZM203 175V174H202ZM206 175H208V171H207V173H206ZM214 176V174L212 173L211 174V176ZM252 175H250V176H252ZM78 176V175H77ZM84 176V175H83ZM83 176H80L81 177V179H82V177ZM101 176V175H100ZM105 176V177H106ZM113 176V175H112ZM114 176H117V175H114ZM140 176H141V174H140ZM158 176V175H157ZM157 176H155V178H157ZM178 176H180V175H178ZM188 176V175H187ZM194 176V175H193ZM211 176H210V178H211ZM214 176V177H215ZM245 176V175H244ZM73 177V176H72ZM71 177V178H72ZM88 177V176H87ZM95 177V176H94ZM104 177V176H103ZM104 177V178H105ZM128 177V178H129ZM136 177V176H135ZM177 177V176H176ZM214 177H212V178H214ZM224 177H226V176H224ZM254 177V176H253ZM253 177H251V178H253ZM93 178V177H92ZM103 178V179H104ZM107 178V177H106ZM110 178V177H109ZM109 178L107 179L108 181H109ZM113 178H115V177H113ZM120 178V177H119ZM123 178V177H122ZM133 178H131L130 179V181L131 180H133ZM137 178V177H136ZM187 178V177H186ZM205 178L207 179V177L205 176ZM219 178V177H218ZM242 178V177H241ZM19 179V178H18ZM73 179V178H72ZM116 179V178H115ZM114 179V180H115ZM124 179V178H123ZM122 179V180H123ZM179 179V178H178ZM189 179V178H188ZM193 179V178H192ZM80 180V179H79ZM85 180V179H84ZM92 180V179H91ZM126 180V179H125ZM135 180V179H134ZM134 180L132 181V183H133V185H134ZM163 180V179H162ZM175 179L173 178V181H174ZM211 181H216V178L214 179V180H212V179H210ZM210 180H208V183H209V181ZM247 180V179H246ZM252 180V179H251ZM62 181V180H61ZM63 181H64V179H63ZM73 181V180H72ZM88 181H89V179H88ZM103 181H105V180H103ZM102 181V179H101V182H103ZM110 181H111V178H110ZM124 181V180H123ZM127 181V180H126ZM126 181H124V182H126ZM158 181H159V179H158ZM184 181V180H183ZM224 181H225V178H224ZM236 181H242V179H239V177H238V179H236L235 180V182ZM18 182V181H17ZM85 182H86V180H85ZM113 182V181H112ZM191 182V181H190ZM219 182V181H218ZM223 180H221V182H219V185H220V183L223 185ZM226 183H227V181H225ZM106 182H104V185L106 186V184H105ZM108 183V182H107ZM231 183H233V182H231ZM241 183H243V182H241ZM244 183H245V181H244ZM249 182H247V184H248ZM251 183V182H250ZM74 184V183H73ZM101 184V183H100ZM103 184V183H102ZM166 184V183H165ZM176 184V183H175ZM206 184H207V182H206ZM213 184V183H212ZM236 184V183H235ZM238 184V183H237ZM75 185V184H74ZM99 185V184H98ZM111 186L113 185V183H111L110 184ZM116 185V184H115ZM121 185V184H120ZM123 185V184H122ZM125 185V184H124ZM209 185V184H208ZM221 185V186H222ZM241 185V184H240ZM8 186V185H7ZM17 186V185H16ZM76 186V185H75ZM102 186V185H101ZM111 186H107V188L108 187H111ZM119 186V185H118ZM126 186V185H125ZM124 186V187H125ZM131 186V185H130ZM209 186H211V184L209 185ZM215 184H213V187L215 188ZM223 186H225V184L223 185ZM234 186V185H233ZM252 186V185H251ZM250 186V187H251ZM65 187V186H64ZM74 187V186H73ZM85 187V186H84ZM99 187H100V185H99ZM103 187V186H102ZM115 187H117V186H115ZM212 187V188H213ZM217 187H219V186H217ZM229 188H230V186H228ZM245 187H247V185L245 186ZM244 187V188H245ZM249 187V186H248ZM7 188L8 187H4L3 188V194H2V196H3V198H7L8 196H9V192H7ZM67 188H69L70 189V187H67ZM106 188V187H105ZM119 188V187H118ZM168 188V187H167ZM189 188V187H188ZM196 188H198V187H196ZM213 188V189H214ZM220 188V187H219ZM225 188H226V186H225ZM229 188H228V190H229ZM203 190H204V188H202ZM236 189V188H235ZM252 189H253V187H252ZM18 190H19V188H18ZM68 190V189H67ZM74 190V189H73ZM122 190V189H121ZM125 191H126V189H124ZM127 190H128V188H127ZM130 190V189H129ZM197 190H199V189H197ZM230 190H231V188H230ZM229 190V191H230ZM14 191V190H13ZM72 191V190H71ZM110 191V190H109ZM177 191V190H176ZM214 191H215V189H214ZM240 191V190H239ZM256 191V190H255ZM89 192V191H88ZM108 192V191H107ZM115 192V191H114ZM126 192H129V191H126ZM196 192H198V191H196ZM202 192V191H201ZM206 192V190L203 192L205 195L207 194V193H205ZM213 192V191H212ZM221 192V191H220ZM219 192V190H218V193H220ZM233 192V191H232ZM80 193H82V192H80ZM109 193V192H108ZM107 193V194H108ZM167 193V192H166ZM165 193V194H166ZM202 193V194H203ZM209 193H211V191L209 192ZM223 193V192H222ZM229 193V192H228ZM234 193V192H233ZM251 193V192H250ZM69 194L70 193H66V195H65V193L63 194L64 195V198H62V201H60L57 205H55V206H53L52 207V205H51V207L49 208V209H46L45 208V206H44V202L42 201V200H33V198H32V195L30 196V197H28V198H26L24 195H22V193H21V196L19 197L18 196V200H17V207H18V209H19V213H18V217H17V219H20V220H23V222H24V224H23V226L21 227V229H20V231H19V235H18V238H19V241H20V245H21V247L23 248V249H19L20 250V252H21V250H24V248L26 249L25 251H27L26 253H29V251L33 254L34 252V254L33 255H35L36 253V255H38V256H40L41 258H43V263L42 264H77L76 263V261L74 262L73 260H74V256H72V258H73V260L71 259V258H69V255L71 256V253H70V251L68 252V248L67 247H70L71 246V242H70V244H69V246H67L66 248H64V250L66 251V249H67V251L66 252H68L69 253V255L68 256H66L65 255V252H64V254H62V253H60V254H53V253H50L51 251H49V247H50V245H52V243L51 242H53V240L51 241V239H49L48 237H49V235H48V237H47V233H46V230H47V228L49 227L50 229H51V226H50V223H48V226H43V224L42 223H44V222H42V220H49V219H53V221H54V223L55 222H57L58 224H59V222H60V224H61V226L64 228V230L65 231H69V230H73L74 229V231H75V228H77V227H75V225H76V221L78 220L77 218L79 217H77V212H76V210L70 205V203H68V201L70 200L69 198H70V196H69ZM105 194V193H104ZM130 194V193H129ZM135 193H133V195H134ZM168 194V193H167ZM170 195H171V193H169ZM12 195V194H11ZM58 195V194H57ZM83 195V194H82ZM109 195H110V193H109ZM121 195H123L122 193H121ZM127 195V194H126ZM209 195V194H208ZM208 195H206V196H208ZM211 195H212V193H211ZM210 195V196H211ZM214 195V198L216 199V196H219V195H217L216 194V196H215V194H213ZM226 195H227V193H226ZM234 195H235V193H234ZM233 195V198L235 197ZM237 195V194H236ZM35 196V195H34ZM43 196V195H42ZM73 196V195H72ZM111 196V195H110ZM135 196V195H134ZM138 196V195H137ZM166 196V195H165ZM173 196H174V194H173ZM180 196V195H179ZM210 196L209 197H207V199H209L210 198ZM221 196H222V194H221ZM230 196V195H229ZM66 197V198H65ZM112 197H114V196H112ZM171 197V196H170ZM191 197H192V195H191ZM201 197H202V195H201ZM205 197V196H204ZM226 197V196H225ZM253 197V196H252ZM126 198V197H125ZM128 198H129V196H128ZM141 198H143L142 196H141ZM174 198V197H173ZM193 198V197H192ZM194 198H195V196H194ZM218 198V197H217ZM221 198V197H220ZM242 198V197H241ZM13 199V198H12ZM44 199V198H43ZM81 199H82V197H81ZM124 199V198H123ZM127 199V198H126ZM166 199V198H165ZM168 199V198H167ZM202 198H197V200H201ZM219 199V198H218ZM222 199V198H221ZM221 199H219V200H221ZM225 199V198H224ZM223 199V201H225ZM128 200V199H127ZM169 200V199H168ZM228 201H229V199H227ZM41 201V202H40ZM83 201V200H82ZM124 201H125V199H124ZM174 201V200H173ZM173 201H172V203H173ZM212 201V200H211ZM43 202V203H42ZM122 202H123V200H122ZM126 202V201H125ZM129 202V201H128ZM175 202H178V200H177V198H176V201ZM187 202V201H186ZM191 202H193L192 200H191ZM217 202V201H216ZM241 202V201H240ZM209 203V202H208ZM207 203V204H208ZM82 204H84V202L82 203ZM122 204H124V203H122ZM178 204V203H177ZM180 204V203H179ZM188 204V203H187ZM193 205H194V202L192 203ZM203 204H206V203H203ZM212 204V203H211ZM216 204V203H215ZM215 204H212V206H214ZM46 205V204H45ZM124 205H126V204H124ZM131 205V204H130ZM199 205V204H198ZM209 205H210V203H209ZM224 205V204H223ZM236 205H238V204H233V206H231V204L229 203V207H227L228 208V210L230 211V208H231V211H232V209H233V207H235ZM123 206V205H122ZM180 206V205H179ZM188 206V208L191 206L190 204H188L187 205ZM187 206H184V208H187ZM219 206H221V207H223L222 205H219ZM257 206V205H256ZM81 207H82V205H81ZM125 207V206H124ZM127 207H128V205H127ZM171 207V206H170ZM183 207V206H182ZM192 207H196V205L195 206H192ZM200 207H201V205H200ZM204 207H207V206H203V208ZM217 207H218V205H217ZM224 207H225V210H223L224 211V213H225V215H226V206L224 205ZM224 207H223V209H224ZM126 208V207H125ZM139 208V207H138ZM118 209V208H117ZM206 210L208 209V208H205ZM126 210V209H125ZM132 210V209H131ZM187 210H189V209H187ZM206 210H205V212H206ZM210 209H208L207 211H209ZM218 210H220V208H217V213H218ZM240 210V209H239ZM83 211H85V210H83ZM95 211V210H94ZM150 211V210H149ZM176 211V210H175ZM178 211V210H177ZM228 211V212H229ZM97 212V211H96ZM118 212H120V210L118 209ZM135 212V211H134ZM138 212V211H137ZM136 212V213H137ZM228 212H227V214H228ZM121 213V212H120ZM133 213V212H132ZM136 213H134V214H136ZM208 213V212H207ZM206 213V214H207ZM216 213V214H217ZM219 213H221L220 211H219ZM224 213H223V215H222V213H221V215L219 214V216H225L224 215ZM230 213V212H229ZM237 213V212H236ZM160 214V213H159ZM209 214V213H208ZM256 214V213H255ZM1 215H2V212H1ZM90 215V214H89ZM131 215V214H130ZM138 215H139V213H138ZM165 215V214H164ZM134 216H137V215H134ZM156 216H157V213H156ZM218 216V215H217ZM230 216V214L229 215H227L226 217H229ZM236 216V215H235ZM163 217V216H162ZM207 217H209V215L207 216ZM211 217H213L212 216V214H211ZM226 217H224V218H226ZM233 217H234V215H233ZM1 219H2V217H0ZM102 218V217H101ZM100 218V219H101ZM137 218H138V216H137ZM164 218V217H163ZM223 218V217H222ZM256 218V217H255ZM7 219V218H6ZM99 219V218H98ZM135 219H136V217H135ZM125 220V219H124ZM127 220V219H126ZM134 220V219H133ZM137 220V219H136ZM257 220V219H256ZM51 221V220H50ZM42 222V223H41ZM257 222V221H256ZM259 222V221H258ZM5 224V223H4ZM81 224H82V222H81ZM80 224V225H81ZM126 224H128V223H126ZM45 225V224H44ZM15 226V225H14ZM92 226H94V225H92ZM130 226V225H129ZM128 226V227H129ZM229 226V225H228ZM258 226V225H257ZM87 227V226H86ZM86 227H84V228H86ZM224 227V226H223ZM227 227V224H225V228ZM14 228V227H13ZM53 228V227H52ZM121 228H122V230H123V226L121 225ZM132 228V227H131ZM127 229V228H126ZM130 229V228H129ZM194 229V228H193ZM192 229V230H193ZM58 230V229H57ZM77 230H78V228H77ZM79 230H81L82 231V236L80 235V233H78V237H76V239L74 240V238H73V240L77 243V244H74L75 242L74 241H72V243H73V246L75 245H77L78 246V244H79V249H77L78 250V252H82L83 251V248H82V246H84V244H86L85 242H84V244H83V236L85 237L86 235V233L88 232L87 230H86V233H84L83 231L85 230V229H79ZM248 230V229H247ZM4 231V230H3ZM94 231V230H93ZM124 231H125V229H124ZM244 231V230H243ZM243 231H241V232H243ZM79 232V231H78ZM127 232V231H126ZM245 232V231H244ZM90 233V234H89ZM88 233V235H87V239H88V237L89 236H91V231ZM15 235V234H14ZM67 235V234H66ZM65 235V236H66ZM261 236H262V233L260 234ZM55 236V235H54ZM61 236V235H60ZM69 236H67V238H68ZM74 237H75V235H74ZM17 238V236L15 237V238H13V239H16ZM59 238V237H58ZM90 239H91V237H89ZM62 239V238H61ZM69 239H70V237H69ZM87 239H86V242H87ZM60 240V239H59ZM61 241L62 240H60V243H61ZM64 241V240H63ZM93 241V240H92ZM67 242H69V240L67 241ZM55 243H56V241H54V245H55ZM7 244H8V242H7ZM14 244V243H13ZM62 244V243H61ZM81 244H83L82 246H81ZM88 244H89V246H91L92 244H91V242L89 243L88 242ZM195 244H196V242H195ZM63 245V244H62ZM18 246V245H17ZM196 246V245H195ZM16 248V247H15ZM14 248V249H15ZM58 248H60V247H58ZM82 250H81V249ZM90 248V247H89ZM62 249V246H61V248H60V251H62L61 250ZM86 249V248H85ZM92 249H93V247H92ZM18 250V251H19ZM91 250V249H90ZM89 250V251H90ZM14 251H16V250H14ZM17 251V252H18ZM80 252V253H81ZM84 253V254H83ZM83 255H86L85 256V258H84V256H82V258H84L85 260H86V257H87V254H85V252L83 251ZM21 254V253H20ZM81 254V255H82ZM25 255V254H24ZM31 255V254H30ZM74 255V254H73ZM26 256V255H25ZM80 256V255H79ZM20 257V256H19ZM35 257V256H34ZM39 257V258H40ZM78 257V256H77ZM89 257V256H88ZM25 258V257H24ZM26 258H30V256H26ZM36 259H37V257H35ZM81 258V257H80ZM25 260V259H24ZM31 260L33 261V259H29V261H30V263H31ZM35 260V259H34ZM82 260V259H81ZM88 258H87V262H88ZM21 261V260H20ZM19 260H17L14 256H12L8 251H5L4 250V252H3V254L2 255H0V264H25V263H23V262H20ZM37 261V260H36ZM83 261V260H82ZM78 262V264H79V261H77ZM41 264V263H40ZM83 264V263H82ZM86 264H88V263H86Z\"/></svg>", "mask_w": 264, "mask_h": 264}]
</instances>
